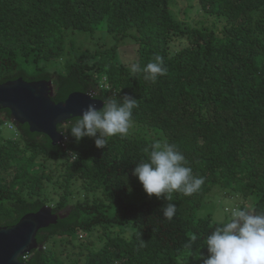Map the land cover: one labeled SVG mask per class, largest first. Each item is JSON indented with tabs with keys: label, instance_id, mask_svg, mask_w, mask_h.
Returning a JSON list of instances; mask_svg holds the SVG:
<instances>
[{
	"label": "trees",
	"instance_id": "16d2710c",
	"mask_svg": "<svg viewBox=\"0 0 264 264\" xmlns=\"http://www.w3.org/2000/svg\"><path fill=\"white\" fill-rule=\"evenodd\" d=\"M174 1L0 0V82L47 79L56 102L82 91L102 100L127 95L138 105L128 135L110 137L102 149L94 138L71 136L78 117L59 124L64 140L54 145L0 110V123L13 122L20 132L19 139L0 141V226L46 204L64 214L38 232L39 248L22 261L203 264L193 253L208 255L204 241L218 221L196 210L213 188L233 191L241 207L264 210V0H196L206 15L196 25L176 18ZM99 23L132 35V58L118 59L114 46H75V30L94 32ZM156 56L167 72L155 82L130 71ZM59 59L64 72L51 63ZM158 141L175 145L205 180L191 196L173 193L171 220L163 216L169 201L149 197L132 174L147 158L144 149ZM99 231L104 241L89 247L84 261L58 255L57 239L74 243L80 232Z\"/></svg>",
	"mask_w": 264,
	"mask_h": 264
},
{
	"label": "clouds",
	"instance_id": "9594fccd",
	"mask_svg": "<svg viewBox=\"0 0 264 264\" xmlns=\"http://www.w3.org/2000/svg\"><path fill=\"white\" fill-rule=\"evenodd\" d=\"M130 71L133 74L143 72L146 79L155 82L167 68L162 58L156 56L143 67L139 63L131 64ZM137 106V100L127 95L121 100L104 99L100 109L89 104L70 127L71 136L77 142L85 137L94 138L95 146L102 149L110 137L123 139L128 135ZM144 151L147 158L136 164L132 174L149 197L169 201L163 208V216L171 220L176 213V206L171 203L173 193L193 195L201 189L204 177L193 175L192 169L186 166L185 156L173 144L158 141ZM196 239L195 235L191 237L192 241ZM144 243L142 241L141 246ZM204 248L208 252L206 257L200 251L193 253L203 264H264V210L257 211L248 205L231 208L206 237Z\"/></svg>",
	"mask_w": 264,
	"mask_h": 264
},
{
	"label": "water",
	"instance_id": "95a60500",
	"mask_svg": "<svg viewBox=\"0 0 264 264\" xmlns=\"http://www.w3.org/2000/svg\"><path fill=\"white\" fill-rule=\"evenodd\" d=\"M54 91L53 80L29 81L19 77L0 82V110L9 109L14 121L27 123L31 132L44 133L57 145L64 140L59 124L81 116L89 104L102 108L103 100L74 91L65 101L56 102L53 100ZM63 216L46 204L38 211L25 214L12 226H0V264H30L20 258L39 248L38 232L57 224Z\"/></svg>",
	"mask_w": 264,
	"mask_h": 264
},
{
	"label": "rangeland",
	"instance_id": "374dc122",
	"mask_svg": "<svg viewBox=\"0 0 264 264\" xmlns=\"http://www.w3.org/2000/svg\"><path fill=\"white\" fill-rule=\"evenodd\" d=\"M171 11L174 13L176 18L183 22L189 23L191 25H196L199 20L206 19V15L198 11V3L196 0H176L171 4ZM208 24L212 22V18H207ZM72 40L76 47H90L92 48L95 44H104L107 47H116L118 59L128 60L133 57L134 54V44L135 41L132 35L120 36L115 33L109 32L103 25L99 23L94 32H83L75 30L72 34ZM186 44V40H178L172 44V49L176 50L177 47H182ZM70 44H68V47ZM65 59H59L58 62L54 63L51 61L53 66H56L58 70L65 71ZM49 63V65L51 64ZM51 64V65H52ZM0 114V117H3ZM19 130L14 125V127H9L8 121H3L0 123V141L8 138L19 139ZM82 194V191H79ZM242 200L239 196L235 195L233 191L224 188H213L203 199L201 206L196 210L197 216L211 215L214 221H219V219L228 215L231 208L239 206ZM51 205V204H50ZM252 208L251 203L247 204ZM53 206V205H51ZM63 213V211L61 212ZM127 234H130L128 231ZM102 232L99 233H84L80 232L74 239V243L70 242L68 238L56 241V251L58 255H63L66 260L73 261L74 259H81L84 261L85 256L88 253L89 247L98 248L102 245L104 240L100 237ZM68 256V257H65Z\"/></svg>",
	"mask_w": 264,
	"mask_h": 264
},
{
	"label": "built area",
	"instance_id": "2783aa9c",
	"mask_svg": "<svg viewBox=\"0 0 264 264\" xmlns=\"http://www.w3.org/2000/svg\"><path fill=\"white\" fill-rule=\"evenodd\" d=\"M8 125H9V127H14V123L13 122H8Z\"/></svg>",
	"mask_w": 264,
	"mask_h": 264
}]
</instances>
